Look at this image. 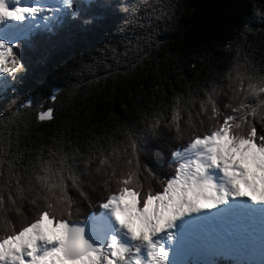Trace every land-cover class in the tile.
Returning a JSON list of instances; mask_svg holds the SVG:
<instances>
[{
  "label": "snow or ice",
  "instance_id": "6c2138e0",
  "mask_svg": "<svg viewBox=\"0 0 264 264\" xmlns=\"http://www.w3.org/2000/svg\"><path fill=\"white\" fill-rule=\"evenodd\" d=\"M72 7L73 0L61 8L0 0V31L14 33L0 39V91L25 70L15 50L41 27L51 32L57 13ZM221 80L174 93L142 113V127L118 132L119 140L93 134L83 148L70 129L21 147L18 130L13 138L11 121L5 124L0 264H186L171 255L227 252L240 243L241 225L221 232L205 222L246 216L251 229L257 214L264 217V59L258 64L237 47ZM20 108L33 109L41 123L55 119L51 107L36 110L29 101ZM160 138L174 142L164 179L145 163L149 142ZM98 187L100 214L83 213L81 201L90 203Z\"/></svg>",
  "mask_w": 264,
  "mask_h": 264
},
{
  "label": "trees",
  "instance_id": "16d2710c",
  "mask_svg": "<svg viewBox=\"0 0 264 264\" xmlns=\"http://www.w3.org/2000/svg\"><path fill=\"white\" fill-rule=\"evenodd\" d=\"M260 11L264 0H74L62 23L17 48L25 70L0 91V131L11 121L12 137L18 130L29 148L66 129L82 148L93 134L119 140L118 132L142 127V113L174 93L222 83L237 47L259 64ZM29 101L36 110L53 108L55 119L36 121L33 109L20 108ZM173 143L149 142L145 163L158 178L172 173ZM104 195L99 187L90 192L83 213L98 214Z\"/></svg>",
  "mask_w": 264,
  "mask_h": 264
},
{
  "label": "rangeland",
  "instance_id": "374dc122",
  "mask_svg": "<svg viewBox=\"0 0 264 264\" xmlns=\"http://www.w3.org/2000/svg\"><path fill=\"white\" fill-rule=\"evenodd\" d=\"M36 1H38V0H36ZM50 1H52V0H44V1H40V2L30 1L29 4H26V5L40 4L42 6H45V5L49 4ZM10 2H11V0H10ZM27 2H28V0H27ZM27 2H22V3H27ZM57 2H58L57 4H54L51 7L54 6L57 8H61L62 7V0H58ZM62 11L57 13L56 18H57V16H59L61 14ZM29 23H31V21H29ZM12 35H14V33ZM5 86H7V84L3 85V87H5ZM232 250H230V251H232ZM175 256H176V254H172L170 258L172 260H175L176 259ZM206 258H207L206 252L202 254L200 252V250L196 251V250H192V248H189L185 252H183L182 254H180L178 256V261H184V262H186V264H191L192 262L195 264H206ZM226 258L227 259L230 258V260H232L234 262V264H244V263L249 262V261H251L254 264L253 261H256L258 263H261L262 261H264V255L263 256L250 255V256L244 257L242 259H235V258L228 257V256H226ZM223 261H225V258H223Z\"/></svg>",
  "mask_w": 264,
  "mask_h": 264
},
{
  "label": "bare ground",
  "instance_id": "6f19581e",
  "mask_svg": "<svg viewBox=\"0 0 264 264\" xmlns=\"http://www.w3.org/2000/svg\"><path fill=\"white\" fill-rule=\"evenodd\" d=\"M30 1H35V2H40V1H44V0H38V1H36V0H28V2H27V0H22V2H27V3H22V4H29V2ZM6 32H8V31H6ZM232 249H234L233 247L230 249V250H232Z\"/></svg>",
  "mask_w": 264,
  "mask_h": 264
}]
</instances>
